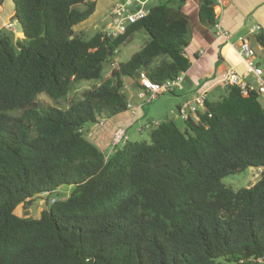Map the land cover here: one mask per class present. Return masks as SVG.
I'll use <instances>...</instances> for the list:
<instances>
[{
    "label": "trees",
    "instance_id": "trees-1",
    "mask_svg": "<svg viewBox=\"0 0 264 264\" xmlns=\"http://www.w3.org/2000/svg\"><path fill=\"white\" fill-rule=\"evenodd\" d=\"M12 1L24 37L13 45L0 32V264H264L257 92L245 96L228 84L199 122L182 130L166 119L149 141L111 152L88 138L86 126L98 117L127 112L126 79L143 72L163 83L189 69V18L172 3L185 0H160L125 32L89 39L75 28L96 13L97 0ZM199 16L214 27L213 0L203 1ZM141 31L145 46L116 61ZM255 40L264 52V30ZM85 80L101 83L66 109L40 106L39 95L59 101ZM260 167L252 186L235 190L223 181ZM37 200L45 204L39 218L16 214Z\"/></svg>",
    "mask_w": 264,
    "mask_h": 264
},
{
    "label": "crops",
    "instance_id": "crops-1",
    "mask_svg": "<svg viewBox=\"0 0 264 264\" xmlns=\"http://www.w3.org/2000/svg\"><path fill=\"white\" fill-rule=\"evenodd\" d=\"M203 1L204 0H185V2H172L175 7H182V11L189 18V27L186 37L188 45L185 49V56L190 61V67L186 71L182 84L167 98V101L170 103L169 108H166L163 112L160 107L156 105L153 106L152 102L151 109H148L149 113L146 112L148 106L140 109L136 108L135 113L127 110V112H130L132 115L129 122L116 125L110 124L107 130L95 134L88 133V138L102 151H111L113 134L118 128L125 129L128 134V129L132 127L134 122L140 119L143 122L142 124H144V126L141 127L149 131L156 127L155 124L157 125V123H155V117L159 116H166L164 120L172 119L178 125L177 121L182 120L179 116L178 108L184 101L191 100L194 96L207 91V101L217 103L226 96L228 92V84L223 81L226 71L231 67L236 68L241 74L245 71L246 66L241 62L238 52L240 39L251 34V30L255 26L259 27L260 31L264 30V0H232L221 9L215 10L214 8L215 15H219L222 27L232 34L234 46L223 39H219L215 35L214 27H208L201 22L199 10ZM118 2L119 0H112L106 7V4L100 5L102 2L97 0V11L95 15L103 6H105L106 10L110 9L112 11L113 6ZM147 2L148 1H146L145 6H142L143 8H148ZM137 7H141V5L135 4L132 10H135ZM104 31L108 30L106 29ZM256 35L257 34H252L248 37L252 47L257 52L258 64L264 69V52L262 47L255 40ZM138 78L139 77H136L135 80L128 78V81L126 80V84L129 83L131 85V88H129V90H131L129 101L134 104L138 101L136 93L139 89L137 86L141 83ZM244 80L247 81L254 90L257 89L258 85L255 76L250 75ZM259 101L264 107V95H259ZM148 114L150 116L149 118L147 116ZM109 120L110 119H107L106 121Z\"/></svg>",
    "mask_w": 264,
    "mask_h": 264
},
{
    "label": "rangeland",
    "instance_id": "rangeland-1",
    "mask_svg": "<svg viewBox=\"0 0 264 264\" xmlns=\"http://www.w3.org/2000/svg\"><path fill=\"white\" fill-rule=\"evenodd\" d=\"M102 4L107 7V4L112 0H100ZM126 0H119V2L124 3ZM118 2V3H119ZM160 2V0H148L147 7L151 8L155 5H157ZM130 10L132 8L130 7ZM15 24V14H14V5L12 0H5L3 5H0V32L8 35L13 43V45H16V41L19 38H23L22 34L17 33L14 29ZM108 30L109 33H113L114 31V19L111 13V10H106L105 6L101 7L98 13L93 15L88 21H86L84 24L78 26L75 28V31L78 33H82L84 38L89 39L92 36H94L97 32L102 30ZM149 40V35L145 31L138 32L134 35L133 41L125 46L122 47L121 52L119 56L117 57L116 61H127L131 58V56L142 49L147 41ZM114 65L108 64L106 65L105 71H104V78L108 77L111 73L112 68ZM128 81V79H126ZM101 83V81H82L75 85L74 90L67 96L65 99H61L59 101H53L50 99L47 95L41 94L38 96V101L41 107L48 108L50 106H55L61 109H66L69 107L70 103L73 99H77L81 92L87 89H91L94 86H98ZM131 85L128 83L125 87V93L130 96ZM171 94H164L160 97H158L155 101H153V106H158L163 110V112L166 110V108H169V101H167V98ZM148 104L145 107L146 112H148V109L150 110L152 105ZM149 113V112H148ZM148 118L150 117L149 114L147 115ZM164 117L166 116H159L155 117V123L159 124L162 121H164ZM132 118L131 113L127 112L118 116H115L111 118L109 121H106L103 126L99 125H93L89 124L86 126L88 133H98L102 132L104 130L109 129L110 124H122L127 123ZM178 126L180 129H185V123L183 120H178ZM142 120H138L137 122H134L132 127L128 129V136L130 137L131 141H142V140H150V131L148 129H145L143 127L142 132H138V128L141 126H144L142 124ZM89 137V135H88ZM92 141V140H91ZM93 142V141H92ZM94 143V142H93ZM260 175L259 172L254 170L253 168L247 169L244 172L237 173L235 175L228 176L224 178V183L228 186H231L235 190H239L244 187L252 186L257 180L259 179ZM72 189L67 188L66 192H71ZM45 204H41L39 200L34 202L31 207L26 210L23 205H20L16 209V214L22 217H35L39 218L41 216V212L45 208Z\"/></svg>",
    "mask_w": 264,
    "mask_h": 264
},
{
    "label": "built area",
    "instance_id": "built-area-1",
    "mask_svg": "<svg viewBox=\"0 0 264 264\" xmlns=\"http://www.w3.org/2000/svg\"><path fill=\"white\" fill-rule=\"evenodd\" d=\"M148 1V0H146ZM146 1L144 0H126L124 3H116L112 8V16L114 19V31L113 36L117 34L123 33L126 31L129 24H133L143 18H145L148 14V8H143L145 6ZM214 8L221 9L224 5L232 0H213ZM135 4H140L141 7L139 10H130ZM216 23L214 25L215 35L219 39H223L229 44H233L232 42V34L222 27L221 21L219 19V15L216 14ZM251 34H258L260 29L259 27H253L251 30ZM108 32V31H106ZM109 33V32H108ZM248 35V36H249ZM248 36L242 37L240 39V44L238 47L239 56L241 62H243L246 66L245 71L241 74L234 67L229 68L223 78V81L229 85H236L241 89L243 95H248L249 90H254L250 87L249 83L244 79L249 77L250 75L255 76L257 81V89L254 90L258 95H264V69L258 64V55L256 50L252 47L250 39ZM186 75V71H182L176 78L172 80H166L163 83H154L150 81L145 73L140 72L139 80L142 88L139 89L136 93L137 103L134 104L131 101H128L127 108L130 111L135 113L136 108L140 109L145 107L148 104H151L158 97L164 94H172L176 91V89L182 84ZM208 99L207 91L202 92L196 96H194L191 100L184 101L178 108V113L180 118L186 122L188 120H194L196 122L200 121V112L205 110V106ZM97 125L102 126L106 122V119L103 117H98ZM154 125V124H152ZM158 125V124H157ZM155 124V126H157ZM143 127L138 129V132H142ZM127 141H129V136L125 129L118 128L112 138L111 142V151L118 146H122ZM110 151V152H111ZM254 170L259 172L261 175L263 168H253ZM54 201V200H52ZM42 203H45V199L42 200Z\"/></svg>",
    "mask_w": 264,
    "mask_h": 264
},
{
    "label": "water",
    "instance_id": "water-1",
    "mask_svg": "<svg viewBox=\"0 0 264 264\" xmlns=\"http://www.w3.org/2000/svg\"><path fill=\"white\" fill-rule=\"evenodd\" d=\"M136 9L139 10L140 7H137ZM13 26L17 32L22 33L24 35L23 25H22L21 21L16 17H15V24ZM72 33H73V31H71V35H72ZM139 76H140V72L136 75V77H139Z\"/></svg>",
    "mask_w": 264,
    "mask_h": 264
}]
</instances>
